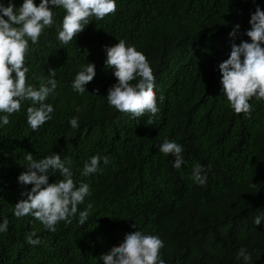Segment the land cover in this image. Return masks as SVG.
Instances as JSON below:
<instances>
[{"label":"trees","instance_id":"16d2710c","mask_svg":"<svg viewBox=\"0 0 264 264\" xmlns=\"http://www.w3.org/2000/svg\"><path fill=\"white\" fill-rule=\"evenodd\" d=\"M22 2L15 0L17 6ZM257 4L264 7V0H117L115 13L92 18L68 45L57 39L55 25L39 44L30 42L27 82L39 87L40 77L56 68L59 83L47 101L53 119L39 130L27 123L30 101L0 128V221L9 220L8 231L0 233V264H104L101 254L139 228L165 241L166 264H243L237 259L242 247L251 253L250 264H264V221L254 223L257 210L264 215V205L255 201L264 173V101H250L251 117L236 114L222 93L219 70L233 42L250 41L246 31ZM54 11L59 23L65 12ZM236 23L241 27L232 37ZM119 39L150 61L160 108L152 124L147 115L132 118L107 102L117 78L105 63L106 46ZM88 61L96 75L81 95L71 84ZM73 116H79V128L71 127ZM165 138L183 145L181 169L173 167L174 157L159 152ZM28 152L72 159L74 180L92 189L79 206L93 205L85 224L77 214L52 232L31 216L14 215L22 192L32 187L18 182ZM96 154L111 162L82 176L84 161ZM197 163L208 172L206 185L191 178ZM33 232L38 245L26 241Z\"/></svg>","mask_w":264,"mask_h":264},{"label":"clouds","instance_id":"9594fccd","mask_svg":"<svg viewBox=\"0 0 264 264\" xmlns=\"http://www.w3.org/2000/svg\"><path fill=\"white\" fill-rule=\"evenodd\" d=\"M55 9H63L65 14L59 23ZM117 10V0H23L17 6L15 0H0V128L10 123V116L22 110V102L30 101L27 107V123L34 130L53 119L54 106L47 102L50 96L56 95L58 80L56 68L48 70V75L40 77L39 87L27 82L26 74L30 68L26 57L31 45L39 44L41 35L46 29L57 28V39L62 45H68L92 21L101 20ZM251 27L246 35L249 40L232 43L230 56L219 64L222 73V93L226 96L230 107L236 114L244 113L251 117L253 106L250 101H264V7L259 4L251 14ZM241 25L236 23L229 33L235 37ZM106 65L113 70L116 83L109 87L107 102L116 110L129 114L132 118L149 117L147 123L157 118L160 112L157 93L154 90L155 77L150 61L135 45H129L125 40L112 46H106ZM96 75L94 62L81 64L79 71L72 80L73 91L83 95L88 91L86 85ZM99 90L97 89V92ZM164 101V96H159ZM77 112L81 111L77 107ZM72 128H79V116H73L69 121ZM159 152L165 156L174 157L173 167L181 169L185 163L184 147L175 140L165 138L159 144ZM27 170L18 176L22 185H32L25 188L22 196L14 207L17 218L31 216L33 222L38 220L43 226L56 231L59 222L71 223L72 218L79 216V224L88 220L93 207L89 202L84 209L79 206L91 196L89 183L74 180L73 161L67 155L53 152L41 158H34L31 152L25 156ZM101 162L108 165L111 161L108 155L96 154L84 161L82 176L103 171ZM59 173V179L50 182V176ZM192 180L198 185H206L208 172L202 164H195L191 174ZM260 194L256 202L263 204L264 173L259 176ZM255 213L254 223L261 224L264 215ZM257 215V216H256ZM133 228L137 225L133 224ZM9 220L5 217L0 221V233L7 232ZM35 232L26 236L30 245L41 243ZM165 241L158 235L148 233L141 228L125 235L119 246H113L102 253L100 259L104 264H166L161 249ZM243 264H250L251 253L240 248L237 259Z\"/></svg>","mask_w":264,"mask_h":264}]
</instances>
